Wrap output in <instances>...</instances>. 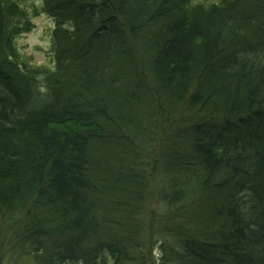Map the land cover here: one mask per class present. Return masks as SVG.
Segmentation results:
<instances>
[{
  "label": "trees",
  "instance_id": "1",
  "mask_svg": "<svg viewBox=\"0 0 264 264\" xmlns=\"http://www.w3.org/2000/svg\"><path fill=\"white\" fill-rule=\"evenodd\" d=\"M31 12L0 0L5 248L264 264V0H41L51 69L16 47Z\"/></svg>",
  "mask_w": 264,
  "mask_h": 264
},
{
  "label": "rangeland",
  "instance_id": "2",
  "mask_svg": "<svg viewBox=\"0 0 264 264\" xmlns=\"http://www.w3.org/2000/svg\"><path fill=\"white\" fill-rule=\"evenodd\" d=\"M20 1L32 11V28L15 41L19 55L31 66L51 69L54 66L50 48V34L53 22L44 14L33 15V11L39 9L41 0ZM7 228H5L4 232L8 231ZM4 238L6 237L0 238V264H37L32 254H17L20 251L17 248L12 250L13 253H11L9 248H5L6 245H9V240Z\"/></svg>",
  "mask_w": 264,
  "mask_h": 264
}]
</instances>
